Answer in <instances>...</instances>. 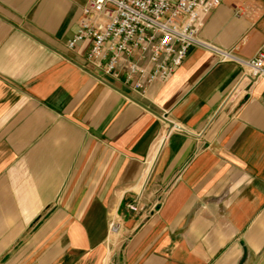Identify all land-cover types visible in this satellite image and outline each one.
Masks as SVG:
<instances>
[{"label":"crops","instance_id":"1","mask_svg":"<svg viewBox=\"0 0 264 264\" xmlns=\"http://www.w3.org/2000/svg\"><path fill=\"white\" fill-rule=\"evenodd\" d=\"M85 3L0 0V264H264V0L144 96L68 48Z\"/></svg>","mask_w":264,"mask_h":264},{"label":"built area","instance_id":"2","mask_svg":"<svg viewBox=\"0 0 264 264\" xmlns=\"http://www.w3.org/2000/svg\"><path fill=\"white\" fill-rule=\"evenodd\" d=\"M224 0H86L69 49L89 42L92 72L122 82L145 95L149 86L168 81L191 47L202 44L204 20ZM243 79L264 76V45L246 62ZM131 210L136 211L134 206ZM111 231L117 227L111 225Z\"/></svg>","mask_w":264,"mask_h":264},{"label":"water","instance_id":"3","mask_svg":"<svg viewBox=\"0 0 264 264\" xmlns=\"http://www.w3.org/2000/svg\"><path fill=\"white\" fill-rule=\"evenodd\" d=\"M94 75V74H93ZM94 76H96L98 79H100V80H102L100 77H98L97 75H94ZM165 119V118H164ZM165 120H167V119H165ZM167 122L171 125V126H174V125H172V123L170 122V121H168L167 120Z\"/></svg>","mask_w":264,"mask_h":264},{"label":"rangeland","instance_id":"4","mask_svg":"<svg viewBox=\"0 0 264 264\" xmlns=\"http://www.w3.org/2000/svg\"><path fill=\"white\" fill-rule=\"evenodd\" d=\"M114 233V232H113Z\"/></svg>","mask_w":264,"mask_h":264}]
</instances>
